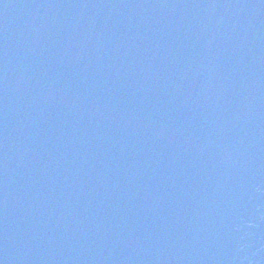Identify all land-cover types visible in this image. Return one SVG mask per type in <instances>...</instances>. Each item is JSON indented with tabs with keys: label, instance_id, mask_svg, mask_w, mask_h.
<instances>
[{
	"label": "water",
	"instance_id": "1",
	"mask_svg": "<svg viewBox=\"0 0 264 264\" xmlns=\"http://www.w3.org/2000/svg\"><path fill=\"white\" fill-rule=\"evenodd\" d=\"M0 264H264V0H0Z\"/></svg>",
	"mask_w": 264,
	"mask_h": 264
}]
</instances>
